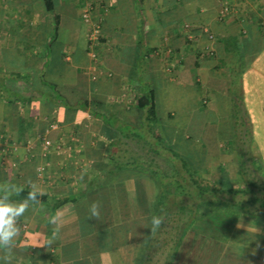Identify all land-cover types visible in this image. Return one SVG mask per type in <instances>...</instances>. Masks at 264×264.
I'll return each instance as SVG.
<instances>
[{
  "label": "crops",
  "instance_id": "obj_1",
  "mask_svg": "<svg viewBox=\"0 0 264 264\" xmlns=\"http://www.w3.org/2000/svg\"><path fill=\"white\" fill-rule=\"evenodd\" d=\"M53 3L54 9L49 10L45 0H0V77L9 75L4 78L8 91L21 97L11 98L8 91L0 89V198L19 204L23 202L16 199L20 189H29L48 195L50 203H28L17 219L20 234L14 241L11 264L58 263V231L51 219L56 218L60 225L68 207L54 213L53 204L80 192V175L93 170L95 150L103 151L104 162L110 141L121 140L116 148L126 153L129 147L121 148V142L127 140L121 126L145 119L143 112L138 115L135 110L139 94L155 91L159 116L167 123L177 115L172 110L173 99L185 104L186 94L181 93H193L196 107H201L198 101H202L218 118L216 122L227 124L209 128L215 137L227 129V137L225 143L217 140L208 154L227 155L228 161L235 160L231 167L237 168L234 123H252L253 152L264 164V0ZM90 5L102 27L97 50L104 74L98 80L90 73V26L83 20ZM54 65L61 68L49 70ZM12 73L22 75L13 86ZM42 75L64 88L72 104H78L79 98L104 101L102 111L115 119V127L88 112H74V122H64L63 108L36 99L33 85L42 88ZM175 88L177 95L165 93ZM55 125L57 129H53ZM64 132L88 140L80 141L76 151L82 153L77 162L57 155V148L51 147L50 153L43 148L42 138L55 140ZM225 164L222 159L212 169L229 171ZM128 186L131 189L133 182ZM115 216L118 220L117 210ZM93 261L102 264V256H94Z\"/></svg>",
  "mask_w": 264,
  "mask_h": 264
},
{
  "label": "trees",
  "instance_id": "obj_2",
  "mask_svg": "<svg viewBox=\"0 0 264 264\" xmlns=\"http://www.w3.org/2000/svg\"><path fill=\"white\" fill-rule=\"evenodd\" d=\"M45 1L53 10V0ZM5 76L0 77L1 91H8L4 78L9 75ZM21 77L12 73V86ZM39 80L44 89L33 85L37 101L63 108L64 122H74V112H88L115 127V119L102 111L104 101L79 98L78 104H72L64 88L46 81L44 75ZM8 92L11 98L19 97L18 92ZM136 97L135 110L145 119L140 124L126 121L120 129L127 139L121 148L128 146L132 152L127 148L119 153L116 147L121 140H111L103 162V151L95 150L93 178L91 172L81 173L80 192L53 204L54 213L68 207L59 223L57 264H94L97 255L102 256V264L264 263V164L253 152L252 123H234L237 177L221 169L213 179L205 170L210 154L195 163L177 151L175 143H168V126L159 116L155 91ZM29 191H19L16 199L24 201ZM48 200V195L38 193L37 201L28 203ZM93 202L100 205L99 219L90 218ZM153 216L163 217L154 233Z\"/></svg>",
  "mask_w": 264,
  "mask_h": 264
},
{
  "label": "rangeland",
  "instance_id": "obj_3",
  "mask_svg": "<svg viewBox=\"0 0 264 264\" xmlns=\"http://www.w3.org/2000/svg\"><path fill=\"white\" fill-rule=\"evenodd\" d=\"M52 68L60 69L61 67L58 65H54L49 67V70H52ZM165 93L167 95H169L170 93V96H174L177 95V89L175 88L174 90ZM181 94H186L187 99L185 104L184 102H178V100L176 99H173L172 101V110H176L177 115L172 120H168L166 124V126H168L166 129V134L168 135L167 141L171 145L175 143L177 151L182 153L186 158L192 160L195 163H200L207 159V153H209V150L213 149L214 146H216L215 142H218L217 140H221V142L224 143L226 142V140L223 138L227 137V129L221 130L219 132L220 134L215 137V133L212 130L210 131L209 128L211 126L216 127L218 125L220 127L225 128L227 124L225 123V121L216 122L218 118L216 119L214 113L211 115V113L209 112V106L205 105L204 107L202 101H198L201 107H196L194 103L195 99L192 98L193 93L187 92ZM161 109L163 111L165 109V106L161 105ZM222 117L223 116H221L219 119H223ZM188 138H190V140ZM52 141L53 145L51 147L58 149L57 152L59 153L57 155H60V157H65L66 160L70 159L72 161L75 160V162L78 161L77 157H80L79 154H81L82 152L80 153L76 151L80 144V141L73 133L70 134L69 137L68 135H66L65 132L58 134L55 140ZM42 144L44 148V142ZM191 146H194V149L191 148ZM131 147L134 149L136 148L134 143L131 144ZM50 148L46 149L47 153H50ZM72 149L74 150L72 151ZM229 158L230 157H228L227 155L219 157L210 154L207 159V168L205 169L206 172H208L206 176L213 179L216 178V175L219 173V171L213 170L212 167L216 166L218 161L222 162L223 159V163H226L225 167H227L229 170L226 171L231 174L234 178H236V168L233 166L231 167V165L235 163V160L233 159L231 161H228L230 160ZM228 162L231 164L227 165ZM57 174L58 172L52 173L53 180L57 177Z\"/></svg>",
  "mask_w": 264,
  "mask_h": 264
},
{
  "label": "clouds",
  "instance_id": "obj_4",
  "mask_svg": "<svg viewBox=\"0 0 264 264\" xmlns=\"http://www.w3.org/2000/svg\"><path fill=\"white\" fill-rule=\"evenodd\" d=\"M29 184L31 182L29 181ZM23 189H20L22 191ZM38 192L29 191L25 200L19 204L7 202V198H0V260H4L5 264H11L12 248L15 239L20 234V229L17 226V219L24 214L28 207V201H37ZM90 218L99 219L100 205L98 202H93L89 209ZM51 223L55 225V231L59 230V225L56 218L51 219ZM163 223V217L153 216L151 219V232H155Z\"/></svg>",
  "mask_w": 264,
  "mask_h": 264
},
{
  "label": "built area",
  "instance_id": "obj_5",
  "mask_svg": "<svg viewBox=\"0 0 264 264\" xmlns=\"http://www.w3.org/2000/svg\"><path fill=\"white\" fill-rule=\"evenodd\" d=\"M84 22L90 26V34H89V56L92 61V66L90 67V73L94 80H98L104 72L100 70V54L97 48L102 43L101 35H102V27L101 22L94 19V8L90 5L83 13ZM213 38V36H211ZM111 76V74H108ZM57 125L53 126V129H57ZM45 144V149L50 148L53 145V141L48 138H42ZM75 140V139H73ZM79 140V139H78ZM80 141V140H79ZM42 169H40V172Z\"/></svg>",
  "mask_w": 264,
  "mask_h": 264
}]
</instances>
